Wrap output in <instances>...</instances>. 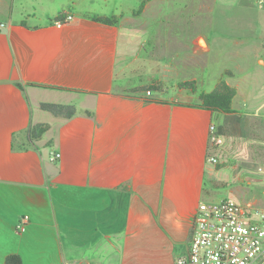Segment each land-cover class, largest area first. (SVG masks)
<instances>
[{"label":"crops","instance_id":"obj_1","mask_svg":"<svg viewBox=\"0 0 264 264\" xmlns=\"http://www.w3.org/2000/svg\"><path fill=\"white\" fill-rule=\"evenodd\" d=\"M141 1L0 0V264L10 254L22 264H175L189 249L198 205L220 187L218 199L264 211V102L250 83L230 80L246 72L264 81V35L238 25L232 48L192 21V6L209 10L213 0H182L181 21L161 8L171 0H145L135 12ZM211 51L233 56L234 69L204 73ZM141 54L153 72L133 81L128 67ZM226 73L232 111L203 107L199 93ZM188 80L196 91L177 86ZM151 83L160 90L133 91ZM41 102L76 113L54 116ZM38 123L47 130L29 139ZM210 124L219 145L209 142Z\"/></svg>","mask_w":264,"mask_h":264},{"label":"built area","instance_id":"obj_2","mask_svg":"<svg viewBox=\"0 0 264 264\" xmlns=\"http://www.w3.org/2000/svg\"><path fill=\"white\" fill-rule=\"evenodd\" d=\"M263 2L257 0L258 4ZM71 19V15L60 17L55 25ZM150 93L146 91L147 95ZM208 138L213 145L223 142L214 124L209 125ZM59 155L53 153L50 159ZM208 160L217 163L215 156ZM27 221L28 216L23 215L15 231H24ZM175 264H264V211L242 205L231 197L201 202L192 218L189 249Z\"/></svg>","mask_w":264,"mask_h":264},{"label":"rangeland","instance_id":"obj_3","mask_svg":"<svg viewBox=\"0 0 264 264\" xmlns=\"http://www.w3.org/2000/svg\"><path fill=\"white\" fill-rule=\"evenodd\" d=\"M182 2V0H171V1H167V2H163L161 5V8L163 11H165V13L167 14V16H169L170 18L173 16V14L176 11H179L180 9L177 8L178 4ZM207 2L210 4L209 0H207ZM241 4L244 5V8H239V6H241V4L239 6H237L238 0H213L212 1V7L209 10H205V9H195L193 6L192 8L189 10V12H192V21L194 22V24L198 25V28L200 29H204L206 28V31L209 35H213V34H219L222 35V39L224 40H230V44L232 45V43L236 46H238L239 44L236 43V41L240 38V34L241 32L237 31V27L238 25H252L255 26V28L258 29L259 33H262L264 35V2L261 4L257 3V0H241ZM192 4H195L196 7L200 5V0L197 1H193ZM211 5V4H210ZM172 10L174 12H172ZM182 11V10H180ZM178 12L176 15L174 14V16H176V19H179L180 21L184 18V15L182 14L183 12ZM187 15H189L190 13L188 12H184ZM202 24H205L202 27ZM208 26V27H206ZM212 27L216 28V29H212ZM227 48H222L225 52H228L229 50H232V48H230L229 46H226ZM234 48V49H235ZM147 46L146 48H144V51L147 50ZM141 58L144 59V55L141 54L137 57V59L133 58V61L130 63L129 67H128V71H129V77H131V79L133 81L138 80L140 77H142V79L145 77V74H147V72H153L152 68L153 66L150 64H146V67H144L145 64H143L141 62ZM168 57H165V59L163 60H167ZM135 59V60H134ZM203 61L202 65H199V67H203V71L204 73H210V74H214L213 78L216 79V75H217V70L219 68H221L222 66H226L229 68H233L234 66V60L235 58L233 56H231L228 53H223V52H219V51H211V53L207 54L204 58H201ZM252 60H248V61H243L240 65L241 68L244 69H249ZM255 64V63H254ZM165 65L163 63L157 64L158 68H162V66ZM135 68L134 71H131ZM234 69V68H233ZM235 71L239 74H241V72H239L238 70L235 69ZM155 72V71H154ZM157 73V71H156ZM144 75V76H143ZM224 78L222 79H227L229 76L228 74H224L223 75ZM252 77V76H251ZM249 77V75L244 72L243 74H241V76H236L235 78H231V82H242L241 85L244 86V84H246L245 87L248 86V84L250 83V85H252V88L254 86V100L257 102L258 100H261V102H264V81L261 83L257 81V84H255V81ZM214 81V80H213ZM215 83V82H214ZM238 84V85H239ZM211 85V84H210ZM213 82L211 86H208L209 89H213ZM146 85L142 86L145 88ZM145 91V90H144ZM169 94H172V91H169ZM253 97V96H252ZM214 165V168L217 169L219 167V163H212ZM222 189L221 187L219 188V191L216 195V198L218 199L220 196H222ZM216 199V200H217ZM210 201H215V200H210Z\"/></svg>","mask_w":264,"mask_h":264},{"label":"trees","instance_id":"obj_4","mask_svg":"<svg viewBox=\"0 0 264 264\" xmlns=\"http://www.w3.org/2000/svg\"><path fill=\"white\" fill-rule=\"evenodd\" d=\"M145 0H142L135 10V12H140L144 6ZM93 19L106 23V24H116L117 16H101L94 15ZM179 88L189 89L191 91H196V85L194 80L182 81L177 84ZM160 85L158 83H151L144 87H138L133 90L138 91H159ZM235 88L230 86L225 80L220 79L216 86L209 92L199 93V100L203 107L221 113H229L232 111L231 103L235 96ZM40 108L42 110L48 111L54 116L70 118L76 113V107L72 104H60L53 102H41ZM48 128L47 124L38 123L31 125L27 131L29 139H38ZM220 129V128H219ZM4 264H22L21 258L17 254H10L5 258Z\"/></svg>","mask_w":264,"mask_h":264}]
</instances>
